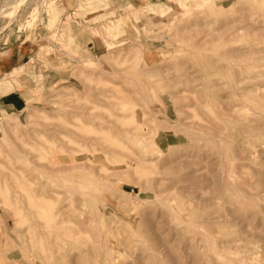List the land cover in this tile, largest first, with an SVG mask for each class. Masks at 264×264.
<instances>
[{"label": "rangeland", "instance_id": "obj_1", "mask_svg": "<svg viewBox=\"0 0 264 264\" xmlns=\"http://www.w3.org/2000/svg\"><path fill=\"white\" fill-rule=\"evenodd\" d=\"M12 48L0 264H264V0H0Z\"/></svg>", "mask_w": 264, "mask_h": 264}, {"label": "crops", "instance_id": "obj_2", "mask_svg": "<svg viewBox=\"0 0 264 264\" xmlns=\"http://www.w3.org/2000/svg\"><path fill=\"white\" fill-rule=\"evenodd\" d=\"M29 53L21 48H12L4 57H0V91L8 90L9 86H13V82L5 80L10 79L15 73L20 74L22 69H28L29 61L32 58ZM12 88V91L0 95V118L3 114L18 112L26 105L25 98L18 93L15 87Z\"/></svg>", "mask_w": 264, "mask_h": 264}]
</instances>
